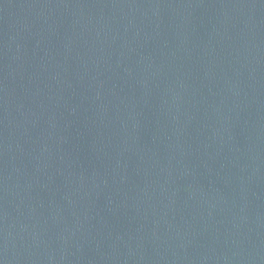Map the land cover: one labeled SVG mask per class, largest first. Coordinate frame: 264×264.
I'll list each match as a JSON object with an SVG mask.
<instances>
[{"label": "water", "instance_id": "obj_1", "mask_svg": "<svg viewBox=\"0 0 264 264\" xmlns=\"http://www.w3.org/2000/svg\"><path fill=\"white\" fill-rule=\"evenodd\" d=\"M0 264H264V0H0Z\"/></svg>", "mask_w": 264, "mask_h": 264}]
</instances>
